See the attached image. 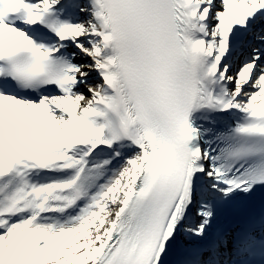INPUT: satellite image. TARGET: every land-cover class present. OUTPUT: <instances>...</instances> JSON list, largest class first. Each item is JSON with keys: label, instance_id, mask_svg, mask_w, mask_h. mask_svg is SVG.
<instances>
[{"label": "snow or ice", "instance_id": "1", "mask_svg": "<svg viewBox=\"0 0 264 264\" xmlns=\"http://www.w3.org/2000/svg\"><path fill=\"white\" fill-rule=\"evenodd\" d=\"M0 264H264V0H0Z\"/></svg>", "mask_w": 264, "mask_h": 264}]
</instances>
